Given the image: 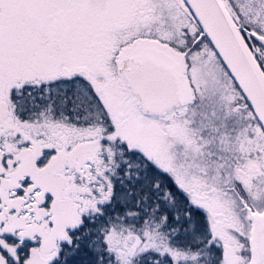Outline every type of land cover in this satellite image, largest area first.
Wrapping results in <instances>:
<instances>
[{
    "label": "snow or ice",
    "instance_id": "6c2138e0",
    "mask_svg": "<svg viewBox=\"0 0 264 264\" xmlns=\"http://www.w3.org/2000/svg\"><path fill=\"white\" fill-rule=\"evenodd\" d=\"M0 264H264V0H0Z\"/></svg>",
    "mask_w": 264,
    "mask_h": 264
}]
</instances>
